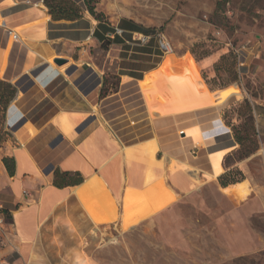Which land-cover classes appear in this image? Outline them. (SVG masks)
Here are the masks:
<instances>
[{
    "label": "rangeland",
    "instance_id": "1",
    "mask_svg": "<svg viewBox=\"0 0 264 264\" xmlns=\"http://www.w3.org/2000/svg\"><path fill=\"white\" fill-rule=\"evenodd\" d=\"M5 1L0 0V10L12 5L11 0ZM220 1L97 0L95 10L102 13L103 18L100 23L97 21L90 40L72 45V58H83L89 69L102 77L100 93L109 95L118 89L119 74L142 71L140 66L145 59L141 54L146 51L155 52L158 56L155 63H160L166 55L179 60L192 57L199 79L172 70L165 80L141 89L147 110L134 114L127 125L137 136L157 140L162 151L172 156L171 171L187 170L195 177L200 166L189 164L187 155L197 158L201 153L207 154L201 167L210 169L225 151H229L227 148L235 146L225 160L224 157L220 160L218 170L206 172L204 177L214 179L215 173L225 170L224 166L236 165L226 173L227 181L243 179L262 185L264 0H228L216 11ZM68 2L74 3L80 12L81 8L86 10L84 0ZM108 19L118 21L121 29L140 31L141 36L121 32L111 38L107 35L113 32ZM33 27L16 29L27 44L26 39L41 32ZM7 31L3 28L1 42L8 45ZM14 41L21 54L30 60L37 59L30 50ZM162 46H167V50ZM51 61L50 68L58 69L53 59ZM6 63L7 58H4V65ZM29 68L25 66L23 71L28 72ZM47 70L49 66L44 64L34 72ZM27 76L32 77V73L28 72ZM199 80L211 93L208 95L210 105L203 108L195 99L194 87L199 85ZM184 82H188V86ZM14 101L5 110L0 108V154L8 146L16 147L18 140L21 142L13 131L16 119L11 111L14 104L20 107L21 101ZM93 112L90 118L99 115L96 107ZM52 113L53 103L48 99L22 110L23 118L31 123ZM219 117L225 129L215 138L221 137L227 146L218 151L213 138L204 140L200 132L205 118L213 122ZM195 127L198 128L197 138L192 137ZM184 137L186 139L181 140ZM177 146L181 148L179 152H176ZM235 190L236 187L227 193L238 200L248 193L246 189L240 194H231ZM202 193V199L180 201L163 215L161 222L147 221L124 237L98 233L93 246L94 261L100 264H264V214H253L251 220L245 224L239 222L232 230L227 221L220 224L217 220L218 211L226 213L231 206L221 200L213 185H207ZM171 199L162 185L141 195L127 192L125 217L132 205L137 204L140 214L148 215Z\"/></svg>",
    "mask_w": 264,
    "mask_h": 264
},
{
    "label": "crops",
    "instance_id": "2",
    "mask_svg": "<svg viewBox=\"0 0 264 264\" xmlns=\"http://www.w3.org/2000/svg\"><path fill=\"white\" fill-rule=\"evenodd\" d=\"M11 1V6L0 10V18L5 21L4 26L0 25V69L4 74L0 79L17 89L14 103L21 101L20 107L14 104L11 111L16 119L13 131L21 142L18 140L16 147L8 146L0 154V264H100L93 259L98 233L119 238L147 221L161 222L163 215L180 201L202 199L207 185H213L221 200L231 206L226 213L218 211L220 224L227 221L233 230L239 222L251 220L253 214H264V184L246 180L227 187L218 184L217 178L236 165H227L214 179L204 177L206 172L217 171L220 160L235 146L227 148L229 151L210 169L201 167L207 154L197 158L187 155L189 164L200 166L195 177L187 170L171 171L172 156L162 151L157 140L142 138L130 130L127 123L132 116L147 110L140 91L147 87L138 83L157 70L165 58L155 63L158 56L154 51L141 54L145 59L140 66L142 71L119 74L117 91L99 98L102 77L90 70L83 58H72V45L90 40L97 21L82 8L79 19L54 21L43 0ZM108 22L114 30L107 34L111 38L121 32L141 36L140 31L121 29L118 21L108 19ZM29 24L41 31L28 40L32 41L29 48L40 55L33 60L21 54L16 44L9 52L7 42H1L3 28L15 30ZM43 58L53 61L61 58L64 63L58 69L47 65L49 70L37 74L34 70L44 65ZM25 66L30 67L32 77L27 76L26 70L23 73ZM172 70L176 67L172 66ZM181 73L196 78L188 72ZM194 90L199 105L209 106L211 93L206 89L200 92L198 86ZM43 99L53 103L50 116L35 123L23 118L22 110L35 107ZM94 107L99 115L90 118ZM196 129L194 138L199 136L195 135ZM222 129L225 125L220 117L213 122L205 118L200 134L204 140L213 137L219 151L227 146L221 137L215 138ZM180 149L177 146L176 152ZM4 157L14 160L13 175L4 167ZM55 171L79 173L83 181L76 186L57 188L53 185ZM241 183H246L248 193L238 200L227 191ZM159 185L172 197L169 203L148 215L140 214L137 204L132 205L125 217L127 192L141 195ZM3 211L8 213V219Z\"/></svg>",
    "mask_w": 264,
    "mask_h": 264
},
{
    "label": "trees",
    "instance_id": "3",
    "mask_svg": "<svg viewBox=\"0 0 264 264\" xmlns=\"http://www.w3.org/2000/svg\"><path fill=\"white\" fill-rule=\"evenodd\" d=\"M228 0H221L216 5V11L219 10V7L222 3H227ZM97 3V0H84V4L86 7V11L89 13V15L94 18L99 23L100 20L103 18L102 13H97L95 10V4ZM43 5L47 8L49 15L54 21L59 20H66V21H74L76 19H79L81 17L80 15V9L74 4L68 2V0H43ZM114 33L111 32V34ZM0 108L5 110L7 106L10 104L11 101H13L16 97L17 90L16 88L11 85L10 83L4 82L0 80ZM116 92V91H114ZM113 92V93H114ZM107 95L104 93H100V98L106 97ZM235 142L237 144H240L239 139H236ZM228 157L225 156L224 160ZM2 163L4 167L6 168L9 175H13L14 173V160L11 158L4 157L2 159ZM225 169H227V166H224ZM230 172L227 171L224 174L220 175L217 178V182L221 187H227L228 185H233L236 183L241 182L240 181H227L226 173ZM240 175L241 173L238 172ZM83 181L82 176L79 173H60L58 171L54 172V179H53V185L57 188H63L67 186H76L81 184ZM3 216L8 219L9 215L7 212L3 211Z\"/></svg>",
    "mask_w": 264,
    "mask_h": 264
},
{
    "label": "bare ground",
    "instance_id": "4",
    "mask_svg": "<svg viewBox=\"0 0 264 264\" xmlns=\"http://www.w3.org/2000/svg\"><path fill=\"white\" fill-rule=\"evenodd\" d=\"M4 1V0H3ZM6 3L8 2V0L7 1H5ZM18 2V1H17ZM25 2V1H24ZM26 2H28V1H26ZM30 2V1H29ZM11 3V2H10ZM14 4V3H13ZM5 8V7H4ZM38 21V20H37ZM39 22V21H38ZM28 24V23H27ZM0 25L2 26L3 25V21H1L0 20ZM26 25V24H25ZM30 25V24H29ZM4 26V25H3ZM27 26V25H26ZM18 28V27H17ZM22 28H23V26H22ZM7 34H8V45H7V50H9V49H11V47L13 48V41H14V43H16V42H18V44H20L21 45V47H23V48H25L26 50H30V52L31 53H33L34 55H39L38 53H36L34 50H32L31 48H29V46H28V44L27 43H25V41H24V39H22L21 38V36H20V34L18 33V31H16V29L15 30H8L7 31ZM13 40V41H10V40ZM26 40H29V39H26ZM28 43H32V41H27ZM12 45V46H11ZM20 49V48H19ZM1 50H3V49H1ZM6 50V49H5ZM4 51V50H3ZM10 52V51H9ZM7 53V52H6ZM32 54V55H33ZM171 54V53H170ZM31 54H30V56H32ZM40 56V55H39ZM42 57V56H41ZM58 58V57H57ZM165 59L162 61V63L159 65V67H158V69L157 70H155V71H153V72H151V73H149V74H147L145 77H144V79H143V81H142V83H138V85L140 86V85H144V86H146V87H149V86H151V85H153V84H156L157 82H159V81H162V80H165L166 79V77L169 75V73H170V70H171V67L172 66H175L176 67V71L177 72H188V73H190L192 76H194V77H196V78H198L199 79V76H198V70H197V67H196V65H195V62H194V60L192 59V57H190V56H185L183 59L181 58V60H179V59H174L173 57H172V55L170 56V55H166L165 57H164ZM32 59V58H31ZM44 59V64L45 65H49V66H51V60H52V58H43ZM61 59V58H60ZM29 64H30V62H29ZM6 65H7V63H6ZM10 65V64H9ZM27 65V64H26ZM31 65H32V63H31ZM38 66V65H37ZM37 66H35V67H37ZM40 66V65H39ZM38 66V67H39ZM54 66V65H53ZM62 66V65H61ZM32 67V66H31ZM34 67V68H35ZM9 68V67H8ZM15 68V67H14ZM20 68V67H19ZM7 69V68H6ZM8 70V69H7ZM20 70V69H19ZM31 70H33L32 68H31ZM10 71V70H9ZM8 71V72H9ZM29 71V70H28ZM23 73H24V71H23ZM17 74H18V72H17ZM8 75V74H7ZM187 75V74H186ZM0 76H4V74H3V69H0ZM17 76V75H16ZM15 77V76H14ZM18 77V76H17ZM2 78V77H1ZM3 79V78H2ZM14 82V81H13ZM181 82V81H180ZM186 84V83H185ZM145 87V88H146ZM198 89H199V91L200 92H204L205 91V89H206V87H205V85L202 83V81H200L199 80V85H198ZM207 90V89H206ZM209 93V92H208ZM198 98V97H197ZM205 99V98H204ZM206 101V100H205ZM181 105V104H180ZM202 106H203V104H202ZM209 112V111H208ZM213 118H215V117H213ZM217 119V118H216ZM206 121H207V119H206ZM13 123V122H12ZM212 125V124H211ZM219 125V124H218ZM209 126V125H208ZM220 129V128H219ZM228 129V128H227ZM223 130V129H222ZM219 131V130H218ZM205 132V131H204ZM218 133V132H217ZM210 135V134H209ZM215 135V134H214ZM222 135V134H221ZM225 136V135H224ZM226 137V136H225ZM213 138V137H212ZM202 154V153H201ZM216 167V166H215ZM216 174V173H215ZM237 190H235V191H231V194L232 193H241V192H244V191H246V189H247V185H246V183H241V184H237ZM126 227V226H125Z\"/></svg>",
    "mask_w": 264,
    "mask_h": 264
},
{
    "label": "water",
    "instance_id": "5",
    "mask_svg": "<svg viewBox=\"0 0 264 264\" xmlns=\"http://www.w3.org/2000/svg\"><path fill=\"white\" fill-rule=\"evenodd\" d=\"M54 63L59 66V65H62L64 62L61 59H55Z\"/></svg>",
    "mask_w": 264,
    "mask_h": 264
},
{
    "label": "built area",
    "instance_id": "6",
    "mask_svg": "<svg viewBox=\"0 0 264 264\" xmlns=\"http://www.w3.org/2000/svg\"><path fill=\"white\" fill-rule=\"evenodd\" d=\"M162 48H164L165 50H167V46H162ZM241 63V62H240ZM240 66H242V63L241 64H239Z\"/></svg>",
    "mask_w": 264,
    "mask_h": 264
}]
</instances>
